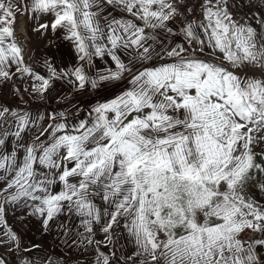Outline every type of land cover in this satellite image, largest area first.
Instances as JSON below:
<instances>
[{
  "label": "snow or ice",
  "instance_id": "snow-or-ice-1",
  "mask_svg": "<svg viewBox=\"0 0 264 264\" xmlns=\"http://www.w3.org/2000/svg\"><path fill=\"white\" fill-rule=\"evenodd\" d=\"M107 3L122 6L143 26L112 19L105 36L93 10L98 0H30L26 10L52 14V29H67L66 38L75 42L81 59L89 47L95 55L107 52L116 68L99 80H118L132 68L113 50L134 46L142 50L140 61H151L145 29L164 27L177 8L166 0ZM200 7L205 22L190 23L184 32L189 43L197 42L200 53L211 49L212 59L189 54L182 45L166 49L158 55L171 62L135 72L128 90L93 109L91 122L82 120L71 130L66 123L49 125L41 135L51 130V139L37 137L40 142L26 148L21 163L15 151L0 156L5 173L0 176L5 182L0 199L31 200L45 225L67 209L91 232L92 223L101 219L94 197L101 196L112 209H104L109 217L104 232L124 218L137 255L144 257L141 264H260L255 249L264 246V239L246 241L241 236L249 230L264 233V204L247 191L257 176L264 177V163H257L264 154L255 151L264 143V33L259 34L258 48L256 29L236 21L226 4L204 0ZM19 8L11 0H0V77L5 79L10 76L6 66L23 62L13 28ZM105 39L110 48L99 43ZM73 74L84 87L83 69ZM37 79L42 80L41 90L47 89L49 81ZM91 83L96 87V80ZM8 111L3 109L0 116ZM27 120V114L19 116V127ZM37 164L60 171L49 178L37 171ZM57 181L63 188L53 192L51 185ZM255 186L264 192V180ZM4 210L0 203V222ZM100 256L108 264V257Z\"/></svg>",
  "mask_w": 264,
  "mask_h": 264
},
{
  "label": "rangeland",
  "instance_id": "rangeland-1",
  "mask_svg": "<svg viewBox=\"0 0 264 264\" xmlns=\"http://www.w3.org/2000/svg\"><path fill=\"white\" fill-rule=\"evenodd\" d=\"M29 2L30 0H11L13 8L17 4L20 5L16 12L13 28L16 42L22 49L23 62L11 63L10 67L6 66L5 70L10 72L9 78L0 77V80L8 84L13 94V99L10 101L0 100V111L5 108L9 109L3 116H0V139L4 140V143L0 145V156H10L15 151L17 163L23 161L25 150L29 145L40 141L47 142L51 139V130L41 135L44 129L49 128V125L66 123L71 130V126L82 120L87 119L91 122L96 115L93 109L98 104L110 101L128 90L131 87V77L135 72L163 61L171 62L169 58L158 55L166 49L182 45L189 54L213 58L211 49L205 48V51L200 53L195 40L192 43L188 42L184 32L186 27L178 29L170 21H167L164 27L145 29L147 37L145 46L150 45L154 54L151 61H140L138 51L142 50H138L134 46L119 47L113 52L119 55L122 62L132 68V72L124 73L118 80L100 81V75H107L109 70L116 68L111 56L107 52L104 55H95L94 49L89 47L88 56L81 59L83 54L78 52L75 42L66 38L68 36L67 29L58 27L53 30L50 25L49 31L59 33L57 38L61 39L56 46L52 63L44 64L43 60L42 65L37 58L30 56L29 39L20 36L21 30L24 29L23 17L25 14L31 17L30 12L26 10ZM213 2L215 3V0ZM219 3L221 7L226 4L231 13V8L226 0H219ZM93 10L99 14V21L104 27L105 36L108 34L106 25L112 19L134 20L135 23L143 26V21L132 17L123 10L122 6L108 4L107 0H98V7ZM247 14L251 16L253 23H257L260 27L259 22L249 12ZM236 21L253 27L249 21H245L241 17ZM200 22H205L204 17L197 23ZM195 31L200 38H205L199 28H196ZM256 32L258 33L256 43L259 48L262 42L258 29ZM42 36L39 33V37L42 38ZM39 42L41 43L33 44L35 51L38 49V45L49 46L44 45L42 39ZM99 43L111 47L106 39ZM193 49H197V52L193 53ZM78 67L83 69L87 77L84 87L80 86L73 74V70ZM17 68L20 71H17ZM25 68L29 71H24ZM53 70L56 75H53ZM37 77H43L49 81L47 89L41 90L42 80ZM92 80L97 81L96 87L92 86ZM61 113L63 116L60 115ZM24 114H27L28 120L27 124L21 128L19 127V116ZM17 132H19V136L16 135ZM6 133L7 135H5ZM37 137H40V141L36 139ZM255 151L258 154H264V143L257 144ZM63 154V150H61L60 156L62 157ZM257 163H264L260 155L257 157ZM35 167L38 172L48 175L49 178L53 173L60 171L59 169L49 170L46 166L39 164ZM4 175V171L0 170V176ZM258 180H264V177L257 176L250 182L247 191L254 199L264 204V192L255 186ZM73 182H76L75 179ZM4 183V180H0V186H3ZM62 188L63 184L59 181L51 185L53 192H58ZM94 202L101 209V219L94 221L91 225V232H87L81 224V217L75 213L70 214L67 209L55 215L45 225V217L34 212L31 200L22 198L15 203H5L3 199H0V203H3L5 209L3 220L0 222V264H98V257L102 264L101 253L108 257V264H141L144 257L137 255L139 249L135 238L125 227L127 221L120 218L119 222L113 224L109 232L105 233L103 229L109 222V217L103 214L104 209L107 208L109 212L112 209L101 196L94 197ZM13 234L15 238H12ZM256 250L261 253L260 245L256 247Z\"/></svg>",
  "mask_w": 264,
  "mask_h": 264
},
{
  "label": "crops",
  "instance_id": "crops-1",
  "mask_svg": "<svg viewBox=\"0 0 264 264\" xmlns=\"http://www.w3.org/2000/svg\"><path fill=\"white\" fill-rule=\"evenodd\" d=\"M226 1L229 4V7L231 8V13L234 12L235 2L237 0H226ZM247 8L248 10L245 11L246 14L247 12H249L259 22L260 27L259 25H257V23H254V24L256 25L260 34L264 33V0H253L251 5L247 6ZM30 16L31 17L25 14V16L23 17L24 21H22L26 39L28 38L31 44L30 45V56H34V58H37L40 61V63L44 60L45 61L43 62L44 64H48L49 62L51 64L53 61L55 52H56V46L58 45V42L61 39V38H57V36L60 35L59 33L49 31L50 25L52 24V21L54 20V16H52L51 14H34L31 12H30ZM248 16L252 20L251 16L250 15ZM169 21L175 27L172 20H169ZM199 21L200 20H198L197 22ZM252 22L254 21L252 20ZM42 24H47L48 27L40 28V25ZM39 33L43 35L42 38L39 37ZM41 39L43 40L44 45H49V46L43 47L41 45H38V49L35 51L34 49L35 45L33 44H35L36 42L40 44L41 42H39V40ZM31 63H32V60H31ZM258 257L260 259V264H264V250L263 249L261 250V253H258Z\"/></svg>",
  "mask_w": 264,
  "mask_h": 264
},
{
  "label": "built area",
  "instance_id": "built-area-1",
  "mask_svg": "<svg viewBox=\"0 0 264 264\" xmlns=\"http://www.w3.org/2000/svg\"><path fill=\"white\" fill-rule=\"evenodd\" d=\"M203 1L204 0H167V3H171L174 7L177 8V14L171 19L174 25L178 29H184L188 24L197 22L198 20H202L204 16L200 5L203 4ZM252 1L253 0H237L235 2V12L234 14H232L233 18L237 20L239 17H241L250 22L251 19L245 11L247 6L251 5ZM12 99L13 94L10 87L8 86V84L0 80V100L10 101ZM249 238L264 239V233H253L249 230L241 236V239L246 241L249 240ZM260 246L264 250V246ZM255 254L258 261H260L256 249Z\"/></svg>",
  "mask_w": 264,
  "mask_h": 264
},
{
  "label": "bare ground",
  "instance_id": "bare-ground-1",
  "mask_svg": "<svg viewBox=\"0 0 264 264\" xmlns=\"http://www.w3.org/2000/svg\"><path fill=\"white\" fill-rule=\"evenodd\" d=\"M19 30H20V23H19ZM21 31H22V33L20 34V36H22V38L26 39V35H25V32H24V29H22Z\"/></svg>",
  "mask_w": 264,
  "mask_h": 264
},
{
  "label": "water",
  "instance_id": "water-1",
  "mask_svg": "<svg viewBox=\"0 0 264 264\" xmlns=\"http://www.w3.org/2000/svg\"><path fill=\"white\" fill-rule=\"evenodd\" d=\"M250 23L253 25L254 28L257 29L256 25L253 22H251V20H250Z\"/></svg>",
  "mask_w": 264,
  "mask_h": 264
}]
</instances>
